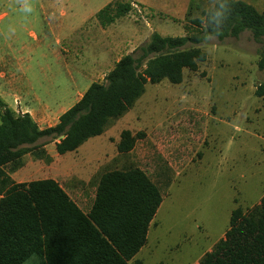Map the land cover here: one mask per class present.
I'll list each match as a JSON object with an SVG mask.
<instances>
[{"label": "rangeland", "instance_id": "1", "mask_svg": "<svg viewBox=\"0 0 264 264\" xmlns=\"http://www.w3.org/2000/svg\"><path fill=\"white\" fill-rule=\"evenodd\" d=\"M108 1L115 0H0V88L9 81L32 83L40 95L55 88L67 106L153 32H190L192 19L216 0H118L131 9L102 27L94 15ZM244 1L264 8V0ZM200 47L207 57L196 71L184 69L178 84L146 83L131 108L78 149L58 154L57 139L43 137L5 170L21 182L53 178L81 205L93 200L101 173L138 166L162 202L129 264H196L224 236L231 211L246 210L264 193V96L254 94L264 82L257 67L262 42L244 30L222 40L209 36ZM73 78L78 89L69 87ZM9 103L20 111L21 103ZM41 119L42 128L54 125L57 113ZM123 129L145 134L129 153L116 149ZM41 260L33 255L24 264Z\"/></svg>", "mask_w": 264, "mask_h": 264}, {"label": "trees", "instance_id": "2", "mask_svg": "<svg viewBox=\"0 0 264 264\" xmlns=\"http://www.w3.org/2000/svg\"><path fill=\"white\" fill-rule=\"evenodd\" d=\"M131 9L110 1L95 13L105 27ZM185 35L153 32L134 51L122 55L103 82H92L51 126L40 128L28 112L17 113L0 101V264H129L146 244L147 232L161 202L157 184L138 166L101 173L91 208L84 212L53 178L15 182L5 165L18 161L51 137L58 154L78 149L100 135L144 93L146 83L167 79L178 84L183 70L196 71L206 60L200 47L209 36L218 40L249 30L262 42L257 67L264 69V8L244 0H216ZM254 94L264 96V82ZM144 132H120L118 152L132 150ZM132 264H142L134 259ZM196 264H264V193L243 210L234 208L229 226Z\"/></svg>", "mask_w": 264, "mask_h": 264}, {"label": "crops", "instance_id": "3", "mask_svg": "<svg viewBox=\"0 0 264 264\" xmlns=\"http://www.w3.org/2000/svg\"><path fill=\"white\" fill-rule=\"evenodd\" d=\"M108 2H110V1H108ZM55 38H56L55 43L57 44L58 43L57 34L55 35ZM57 51H58V49L56 48V52ZM0 74L4 75L5 73L0 72ZM81 75L83 77V74H81ZM90 83L91 82H89L84 87V89H82L80 91L77 87L79 85L78 80L73 78L69 87L71 86L72 88H77L78 90L74 94H72V97H74V98H72L71 102H69V104H67V106L61 105L62 100H60V99L56 100V98L53 96V93H51L53 91H54V93H56L57 89L55 90V88H53V91L52 90L50 91V89L47 87L46 93H44L43 95H40L39 93H37L35 86L32 83H28L25 85H23L24 84L23 83L22 86L19 87V85H16L13 81L4 82L2 84V87L0 88V97H1L2 101L5 102L15 112H17V110H15L14 106L12 104H10L9 102L10 101L11 102L12 101H14V102L18 101L19 103H21V108H20V111L18 110V113L28 112L32 116V118L36 121L38 126L40 128H42L40 126L41 122H43L41 118H45V117L49 116L53 111H55L57 113V121H58V117L65 110H67L69 107H71L81 97V95L84 93V91L87 89V87L89 86ZM52 99L55 100V106L54 105L52 106V104H50ZM132 150H130L129 152H131ZM129 152H126V153H129ZM9 175L11 176V178L15 182H21L20 180L23 179V178H17V180H16L14 178L15 174H9ZM97 183H98V181H97ZM97 183H96V186H97ZM66 193L68 194L67 191H66ZM70 198L72 199L71 196H70ZM72 200L86 213L90 210L91 205H92L93 200H94V197H93V200L90 201L89 203L81 204V205L79 203H77L74 199H72Z\"/></svg>", "mask_w": 264, "mask_h": 264}]
</instances>
